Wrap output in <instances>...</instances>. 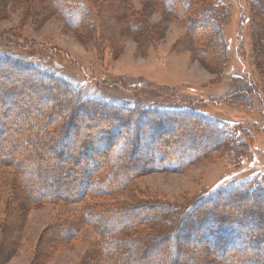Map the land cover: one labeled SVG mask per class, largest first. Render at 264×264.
Here are the masks:
<instances>
[{"label": "rangeland", "instance_id": "374dc122", "mask_svg": "<svg viewBox=\"0 0 264 264\" xmlns=\"http://www.w3.org/2000/svg\"><path fill=\"white\" fill-rule=\"evenodd\" d=\"M221 1L225 14L219 22L218 41L214 43L208 29L200 27V21L191 30L188 23L193 13L188 20L180 19L168 13L161 0H88V7L75 23L57 12L50 0H0V55L15 56L20 61L15 67L0 64V69L10 71L8 78L0 74V91L1 87L9 86L8 79L23 83L20 89L13 87L12 96L7 99H1L0 92V116L8 107L12 108L13 115L16 114H11V128L25 129L31 113H38L37 117L44 120L45 111H56L57 105L67 100L61 90L72 89L61 86L55 96L46 93V87H57L58 82L37 79L31 74V68L64 78L84 97L115 104L135 102L138 108L141 105L144 109L184 110L167 112L157 116L155 122L143 124L136 153L131 157L127 153L128 147H124L122 155V160L127 162L125 170L131 167L132 172L139 174L132 179L129 177L131 180L123 188L109 195L95 194L78 201L57 198L27 201L26 212L17 214L16 197L11 194L14 170L1 167L0 222L6 221V225L11 220L20 221L13 238L17 252L5 264H33L41 250L43 264L81 263L97 240L96 230L88 223L79 226L77 236L70 242L54 245L43 253L45 244L54 241L53 225L74 223L82 215L83 207L91 203L150 201L181 205L202 197L206 191L224 182L264 181V70L256 66L254 50L255 32L264 23L262 1ZM125 9L145 23L144 30L127 28L123 21ZM251 88L256 89L255 93ZM92 106L72 110L71 122L84 117L85 110L90 111V117L77 124L76 133L65 145V154L64 150H45L39 155L40 167L46 169L49 176L58 177L59 182L41 178L37 180L36 193L66 195L82 186L80 179L84 174L89 175L88 169L92 165L89 155L100 152L101 146H95L89 139L97 133L96 122L109 127L121 117L119 112L102 114L96 105ZM61 116L66 119V114ZM58 117L55 118L57 122ZM213 122L219 125L225 143L208 149L189 163L188 145L201 149L217 141L211 134V129L217 130ZM54 123L51 122L50 127L56 128ZM121 129L127 130L123 133L126 138L130 131V135L135 133L131 124L126 128L122 125ZM112 132L115 133H109ZM236 140L243 145L237 153L229 149ZM84 141L91 147L81 154L83 151L78 148ZM163 148L170 153L168 157H160ZM149 153L155 158L151 164L156 168L143 167ZM181 161L189 164L177 170L158 168L161 164L175 165ZM26 164L32 168L37 166L29 161ZM69 167L75 172L71 174ZM121 169L118 168L116 173ZM76 171L81 172L74 181ZM261 192L255 195L251 192L253 197L227 204L251 210L244 239L250 236L257 242L242 251L232 253L229 250L215 258L202 251L207 237L198 238L197 242L185 243L187 251L181 254L177 264H192L195 253L216 260L233 254L235 264H264V233L260 227L264 221V193ZM255 207L258 211L252 210ZM236 209L239 211V207ZM224 226L227 228L228 225ZM2 227L4 224L0 223V245H6L7 232L4 233ZM11 239L12 236L9 241ZM160 249L159 246L148 248L145 259L134 260V264H159ZM3 256L5 253L0 260Z\"/></svg>", "mask_w": 264, "mask_h": 264}, {"label": "trees", "instance_id": "16d2710c", "mask_svg": "<svg viewBox=\"0 0 264 264\" xmlns=\"http://www.w3.org/2000/svg\"><path fill=\"white\" fill-rule=\"evenodd\" d=\"M161 1H163L168 13L179 17L180 19L188 20V18H190V13H193L188 23L191 30L193 31L194 27L198 25L197 22L200 21L202 23L200 24V27L207 28L209 33L212 34V41L214 43L218 41L219 22L225 14L221 7V0ZM261 1V7H263L262 14L264 15V0ZM50 2L57 12L61 13L65 19L70 20V22L73 23L76 22L78 16L80 17V15L83 14V10L88 7V0H50ZM124 13L125 20L123 21H125L127 28H133L138 31L145 27V23H143L139 17L135 16L132 11L125 9ZM254 45L255 64L263 71L264 23L263 27L260 26L255 32ZM19 63L20 61H18L15 56L3 57V55H0V64L2 65L5 64L10 67H15ZM9 72L10 71L7 70V68L0 69V74L5 75L6 78L9 77ZM30 72H32L31 74L34 77L41 81L47 79L51 82H58V88L46 87V93L50 95L55 96L58 94L59 92L57 91H59L61 86H71L72 89L71 91L67 89V87L64 90L60 89L63 91L62 93L67 100L62 102L60 106L57 105L58 108L56 111H45L43 114V118H45L44 120L41 119L40 116L37 117L38 113H31L28 118L26 117L29 120H27V126L25 129L11 128L10 123L13 120L12 108L8 107L3 109L4 113L0 116V168L4 167L14 170V182L11 194L13 195L12 197H16L15 200L18 205H15L17 207V214L26 212L27 205L25 203L27 201H38L42 199L51 200L54 198L67 201H78L86 196H94L95 194L109 195L117 192L116 189H121L127 184L129 177L132 179L139 174L135 171L132 172V170H130L131 167H128L129 170H125V168H127V162L126 160H122V155L124 147H126V149L128 147L127 153L129 156L132 157V154L136 153L137 150L135 149L139 146L140 137H142L141 127H143V124L148 125L155 122L157 116L166 115L167 112L184 111H162L159 108L144 109L141 105L140 108H138V103L136 104L135 102L115 104L101 99L98 100L95 98L84 97L80 90L73 88V86L62 77L56 76L55 74L53 75L50 72H43L40 68H31ZM11 81L12 79H8L6 82L9 84L8 87H1V99L11 97L13 87H15V89H20V85L23 84ZM251 86L253 87V84H250V87ZM251 89V91H254L255 93L256 89ZM89 105H96L99 112L102 114H104L105 111H114L119 112V115H121V117H117V119L114 120L115 124L113 125L111 123V126L109 127H105L99 122H96L98 123L97 133L94 135L92 134L89 139L92 144L94 143L95 146L98 145L101 147H99L100 152L97 154L95 153V155H89L92 163L88 169V171L90 170L89 175L84 174L80 179L82 186L78 191L76 190L72 193H66V195L57 193L44 195L36 193V183L37 180L41 178H43V181H46L47 178V180L52 183L56 182L58 184L59 182L58 177L49 176L46 173V169L40 167L39 155L41 153L43 154L45 150L49 152H54L56 150L59 152L64 150L63 154H65L67 152L65 151V145L68 144L70 141L69 139L76 133L78 127L77 124L84 122V120L90 117V111L85 110V116L79 117V119H76L74 122H71L72 118L69 116H71L70 114L72 110L76 111L77 109H80V106L85 108ZM49 110H51V108ZM60 114H66V119H63V116L60 117ZM15 115L16 114L13 116ZM9 117L10 119L7 122ZM57 117L59 118L58 122L55 121V118ZM202 118L209 121L204 116ZM51 122H55L54 124H56L57 127H50ZM129 124L134 127L135 133L130 135L131 131L129 132L128 130L129 134L126 138L123 133L127 130L124 131V129H121V126L123 125L126 128ZM213 126L217 130L214 128L211 129V134L214 135V138L215 140L217 139V141L209 142L210 144L208 148L201 149L188 145L187 148L191 152V155L189 156L190 158L188 157L190 160L189 163L195 161L200 155H204L208 149L210 150L220 147L225 143L223 138L221 139L222 132L220 131L219 125L216 122H213ZM7 131L9 132L7 133ZM110 131H114L115 133H109ZM216 135H218V137ZM148 138L150 139V136ZM232 145L233 146H230L229 149L236 153L237 150L243 148V145L239 144L237 140L232 143ZM89 146L91 147V145ZM89 146L88 142L84 141L79 145L78 149L83 151L80 152L81 154H85L86 148ZM161 150L162 151L159 152L161 158L170 155V153L166 152L164 148ZM152 155V153L147 154L146 164H144L143 167L150 169L156 168L151 164H154L155 162V158L151 157ZM27 161H29V163H37L36 168L28 166L26 164ZM189 163L187 161H181L175 165L161 164L158 168L177 170ZM70 167L68 171L72 174L75 172V169ZM118 168L122 169L118 170L119 172L117 174L116 172ZM76 172V176L73 178L74 181L77 180V175L81 171ZM61 182H63V180H61ZM61 184L59 186H61ZM220 185L221 186L213 190L210 189V191H206L202 197L193 198L190 202L181 205H169L167 203L162 204L150 201H129L102 205H97L96 203L88 204L83 207L81 211L82 215H79L74 223L68 224L64 222L62 224L53 225L51 232H56L55 237L53 238L54 241L50 245L48 242H45L46 244L43 255L53 248L54 245L70 242L77 236L78 228L82 223H88L93 226L97 232V240L96 245L93 247L89 256L85 257L79 264H134L135 261L145 259V252L148 248L157 246L161 248V257L158 261L159 264H177L179 259L182 258L181 254H185L187 251L185 243H189L190 241L197 242L198 238H201L202 240L205 237H207L208 240L206 239L207 241L203 243L202 251L211 255V257L219 258V254L224 255L229 250L232 253H236L241 249L249 248L253 245V242H257V239L252 241L250 236H248L247 239H244V237H247L245 229L249 225L248 221L250 220L248 219V212L251 210L246 209L247 207L244 206H237L239 207V211H237V209L235 211L234 209L237 207L229 206L227 204H229V202L244 200L249 197L251 198L253 197L252 195H255L254 193L259 191L264 193V181L259 183L253 179H246L237 183L224 182ZM61 188L62 187H60V189ZM70 191H72L71 188ZM65 192H67V188ZM251 192H253V194ZM250 200L254 204L255 200H253V198ZM258 200L260 201V199ZM217 201L221 202L217 203ZM253 209H255L254 211H258L256 207L252 208V210ZM233 211H235V213ZM5 222L6 221L0 222L4 224V227H2L3 232H7L5 234L6 245H0V256H2V253H5L3 259L0 260V264H5L7 259L14 255L18 249L13 238L18 232L17 227L19 225L18 222L20 221H18V219L11 220V222L6 225ZM224 225H228L227 228ZM260 227L264 233V221L263 223H260ZM223 233H225V235ZM10 236H12V239L9 241ZM181 237L182 240L179 239ZM244 242L246 243L244 244ZM42 251L43 250H41L39 254L37 253L38 255L33 264H43L40 260V258H42ZM196 255L197 258L195 257ZM207 258L208 257L202 258L195 253V255L193 254V261L191 262L192 264L237 263L233 254L226 259L220 258V260ZM187 259L185 260L187 261ZM147 264H151V262Z\"/></svg>", "mask_w": 264, "mask_h": 264}]
</instances>
